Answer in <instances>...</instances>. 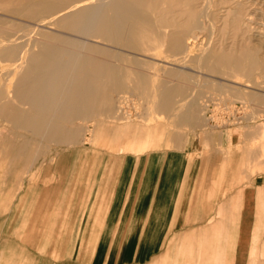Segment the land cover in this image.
I'll return each instance as SVG.
<instances>
[{"label": "rangeland", "instance_id": "obj_1", "mask_svg": "<svg viewBox=\"0 0 264 264\" xmlns=\"http://www.w3.org/2000/svg\"><path fill=\"white\" fill-rule=\"evenodd\" d=\"M161 1L167 4L166 13L174 10L178 15L180 14L182 18L178 17V22H181L180 30L191 31L187 36L186 46L194 48L190 44L195 36L198 38V34L196 35L194 30L192 32V15L198 13L208 32L211 31L210 21H214L215 32H217L214 38L222 33L216 39L213 38V44L211 43L214 47L212 51H216L214 58L223 56L227 59L228 56L231 59H227L229 63L252 69L251 75H230L232 78L229 75L202 70L200 64L203 58L185 57L184 55V59L181 60L182 55L176 57L165 47H161V50L160 47L154 46L147 51L138 52L127 49L124 45L118 46L121 41L118 44V42L107 43L97 39L92 40L100 43L101 45L95 44L100 48L113 50L114 54L111 51L110 57L105 58L108 64L113 62L119 64V69L109 65L111 69L108 71L110 76L108 81L110 80L111 86L114 82H119L118 73L120 72L119 74L127 76L125 80L129 81L132 86L138 84L144 88V91H108L118 95L114 103L115 108L125 98H128V102L130 101L121 105L126 112L123 119H109L106 115L109 105L103 103L95 104V109L92 105L90 108L92 118L85 121L84 119L80 121L79 117L66 120L65 118L55 119L49 114L45 115L44 120L47 122H61V124L65 121L71 122L63 123V128L67 131L72 128L78 130L79 139L75 142L33 138L23 130L16 131V129L14 133H11L12 125L0 121V264H235L239 190L233 191L237 193V198L227 206V211L224 210L223 220L226 218V223L217 221L216 218L214 222L206 225L205 233H175L177 229L188 230L191 227L187 207L182 221H179L180 216L175 214L176 199L174 204L170 205L171 216L166 215V220L156 222V227L163 229L164 233H155V230L150 229L153 225L155 226V223L150 222L148 228L149 221L143 220L144 216H140L139 220L137 215H133L134 212L132 214L129 212L137 206L133 201L129 209L128 197L131 196L136 202L139 201L136 189L140 187V184L136 186L139 174L126 173L124 170H137L142 161L139 157L128 156L172 149L174 145L171 140L174 136L178 133L182 136L186 134H182L178 128V115L202 92L193 87L194 91L186 87L179 95L172 94L171 90L165 91L166 83H170L175 76H178L186 78L189 81L188 84L198 80L200 83L208 81L213 87L218 86L221 80L224 87L228 88L224 93L204 92L200 102L205 122H207L208 102L218 98L228 102H241L249 108V113L244 120L247 122L246 125L243 122L238 127L215 128L211 126V133L219 134L221 138L216 143V152H214L216 156L211 158L210 164L208 155L211 152L208 146L201 147L194 153H188L190 159L199 161L196 163V168L199 170L194 174L196 185L201 188L206 176L210 177L212 185L225 176H227L229 186L235 181L238 182L237 184H246L250 178L264 172V104L258 103V98L264 100V96L251 93L256 99L250 100L246 96L239 95L249 92L245 87L257 89L264 95V0ZM202 2L204 3L201 4ZM195 4L196 6L201 4V8L198 9L200 6L196 8ZM170 6L173 8L171 9ZM208 8L209 11L211 9L209 13ZM227 8L229 14L231 13L229 16ZM181 11L184 15L186 14V18L179 13ZM3 15L9 16L10 14L0 11V17ZM10 16H12L11 21L14 27L8 29L12 33L17 34L37 23L36 20L22 15ZM230 20L233 23H230ZM183 21L190 22V24L184 25ZM222 21L229 23L224 22L227 28L223 26ZM231 24L239 25L234 28ZM47 27L74 34L57 27L54 23ZM207 35L208 33L199 34L203 39L201 40L203 44L209 40ZM0 39V91L3 89V93H7L11 90V86L4 76L6 67L11 63L2 58L9 51L18 49L14 47L15 49L4 50L9 43H5L1 36ZM19 41L22 42L20 47H23V40ZM103 44L106 46L103 47ZM157 49L160 50L157 51ZM126 51L127 53H124ZM116 55L118 59L115 60ZM134 61L138 63L142 61L141 67ZM200 76L204 78L201 79ZM172 99L174 100L171 106L172 114L166 113L160 106ZM14 103V106L20 108L21 112L37 113L22 102L15 101ZM3 105L5 103H0V106ZM131 109L133 112L130 111ZM250 133L254 135L253 142L248 141ZM13 137L14 141H11ZM186 138L189 139L188 135ZM19 141L20 147L16 144ZM234 141L238 142L236 146L233 144ZM247 153L254 156L251 158L254 161L253 165L252 160H246L244 155ZM235 154L243 157H236ZM150 160H160L163 163L159 158ZM204 170H206L205 173ZM229 171H231L230 174ZM236 171L239 173L236 174ZM140 176H143L142 181H144V176L148 178L147 184L154 183V175ZM160 176L159 174L158 178ZM212 191L216 207L219 194L227 196L232 192L230 190L220 191L215 187H212ZM213 196L211 197L209 192L203 201ZM149 201L151 202L150 197L147 199L148 203ZM200 210H196V220L205 216V207L203 206ZM198 213L202 216H197ZM213 216L216 217V213H213ZM171 230L174 232L170 233ZM259 230L264 232V223H258L257 231ZM263 235L264 233L260 232L257 242L253 237L249 264H264ZM253 247H255L256 254L252 258Z\"/></svg>", "mask_w": 264, "mask_h": 264}, {"label": "bare ground", "instance_id": "obj_2", "mask_svg": "<svg viewBox=\"0 0 264 264\" xmlns=\"http://www.w3.org/2000/svg\"><path fill=\"white\" fill-rule=\"evenodd\" d=\"M203 3L204 2L201 4ZM210 3H212V1ZM201 4H198L200 7L195 4L196 8L199 7L198 9H200ZM166 5L167 4L161 0H0V11H4L10 15H22L37 21L36 24L32 23L34 26H28L23 29L25 32L21 30L23 31L22 33L20 31L16 34L8 29L14 27L11 21L12 16L3 15L0 17V36L3 37L5 43H9V46H5L4 50H10L14 47L18 49L16 51H9L7 54H4V58H2V60L11 63L6 69L4 68V77L8 80L11 90L7 93H3V89L0 91V103H5V105L0 106V121L12 125L11 133H14V129H16V131L23 130L25 133L33 136V138L40 137L41 139L54 140L56 142H75L79 139L78 130L72 128L67 131L63 128L64 124L71 122L65 121L63 122L64 124H61V122H47L44 120L46 119L45 115L49 114L55 119L65 118L66 120L79 117L80 121L82 119L85 121L91 117V106L93 105L92 107L95 109V104L103 103L104 105H109L106 109V115L109 119H123L126 112L121 105L127 104L130 101L128 102V98H125L120 102L119 106L115 108L114 103L118 95L109 93L108 91L125 92L135 90L142 92L144 88H141L138 84L132 86L129 81L125 80L127 76L119 74L120 72L118 73V79L120 78L119 82H114L113 86L110 85V80L108 81L110 78L108 71L111 68L109 65H111L112 68L119 69V64L114 62L108 64L106 62L107 60L105 58L109 56L111 51L113 53V50L100 48L95 45L100 44L92 41L96 39L107 43L118 42V44L121 41L122 44L120 43L118 46L121 47V45H124L127 49L136 50L138 52L147 51L154 46L160 47L161 50V47H165L169 50V53L176 55V57L182 55L183 58L181 60L184 59V55L185 57L194 56L198 59L203 58L200 64L202 70L206 69L210 72L229 76L236 74L251 75L252 69L235 63H229L227 61L229 58L228 56L227 59L223 56L214 58L216 51H212V48H214L212 40L214 35L217 34V32H215V23L213 20L210 21L211 31L208 32L203 26L201 15H198V13L194 15L191 14L193 20L190 18L193 23L192 32L194 30L196 35L198 34V38L195 36L190 44V46L194 48L186 46L187 36L191 31L180 30L181 22H178L180 14L178 15L174 10L169 13L167 12V14L165 11L167 10ZM206 7H208V5ZM172 8L173 6L171 9ZM207 11L209 13L211 9L209 11L208 8ZM230 14L228 9L227 15L229 16ZM182 16L185 17L186 14ZM191 20L189 21L191 22ZM190 22H184V25L190 24ZM224 22L228 23L227 21ZM51 23L75 35L48 28L47 26H50ZM226 23H224L223 26H225ZM230 23L233 22L230 20ZM231 25H234V28L238 26L237 24ZM225 27L222 28L225 29ZM207 33L209 40L206 41V44H203L204 42L201 41L203 39L199 34ZM220 34L222 33H219V35ZM190 36L192 35L190 34ZM19 40H23V47H20L22 42ZM104 46L106 45L103 44V47ZM160 49H157V51ZM168 50L166 51L168 52ZM117 51L120 52V50ZM234 52L235 51H233V53ZM124 53H127V51ZM222 55H224V53ZM115 57H117V55ZM123 58H125V56ZM147 58L150 59L149 57ZM116 59H118V57L115 58V60ZM134 62L138 63V61ZM140 62L142 63V61ZM141 63H138L140 67ZM202 73L203 72H201V75ZM203 78L201 77V79ZM173 80H175L176 83ZM173 80L170 83H166L164 90H171L172 94L177 95L183 93V89L186 87L190 88V90L192 87L194 89L196 88L195 90L199 92L206 89L211 93H224V91L228 89L220 82L221 80L218 86L214 85L215 87L209 85L210 82L208 81L200 83L198 80L195 83L190 82L188 84L189 81H187L186 78L178 76H175ZM231 85L234 86L233 84ZM232 86L229 87L231 88ZM193 88L191 91H194ZM245 89L251 93H258V95L264 96L257 89L249 87H245ZM241 94L239 95L242 97ZM15 101L28 105V107L37 113L30 114L21 112L20 108L14 106ZM11 136H13V134H11ZM10 140L14 141V137ZM16 144L19 146L20 141Z\"/></svg>", "mask_w": 264, "mask_h": 264}, {"label": "crops", "instance_id": "obj_3", "mask_svg": "<svg viewBox=\"0 0 264 264\" xmlns=\"http://www.w3.org/2000/svg\"><path fill=\"white\" fill-rule=\"evenodd\" d=\"M204 92L206 93L209 91L206 89L202 91V93L193 101V103L188 104L190 107L187 105V107L179 113L178 128H180V132L182 134H186L182 136L179 135L180 133H178L174 136V138L171 140L174 148L128 156L139 157L140 161L142 160L137 170H124L126 173L139 174V178L136 181V186L137 184H140V187L136 188L137 194H139V201L136 202V200L131 198V196L128 197L129 209L133 205V201L137 206L136 209L134 208L135 210L132 209L129 212L131 214L134 212L133 215H137L139 220L141 219L140 216H144L143 220L149 221L148 228L150 222H152V224L155 223V226L153 225L150 228L152 231L155 230V233H164L163 229L160 230L156 227V222H160L162 219L166 220V215L171 216L172 208L170 205L174 204V201L177 199V201H175V214L180 216L179 221H182L184 218L183 215L188 209L191 227L188 230L177 229L175 230V233H205L207 231L205 228L206 225L214 222L216 218L217 221L219 220L221 222H227L226 218L223 220L224 210L227 211V206L232 203L231 201L234 199L236 200L237 198V193L234 192V194L233 191L237 192L239 190V201L237 203L238 213L236 217L237 240L235 250V264H245L246 259V264H249L253 237L255 242H257L260 232L264 233L263 230L257 231L258 223H264V172L256 175L253 178H250L246 184H237L238 182L235 181L231 186H229L227 183L228 181L226 180L227 176H225V178H220L216 184L212 185L210 177L207 178L206 176L202 181L201 188L196 185L197 182L195 181L194 174L199 170L196 168V163L199 161L190 159L188 153H194V151L200 150L201 147L208 146L209 152H211L208 155L210 164L211 158L216 156L214 154V152H216V143L221 138L219 134L211 133L212 127L209 125L207 120V122H205L203 108L200 102ZM250 93L251 92L249 91L248 93H242L241 95L243 96L244 94V96L250 100L256 99L255 96L251 97L253 94ZM173 102L174 100L172 99V102L163 103L161 105L162 107L160 106V108H162L166 113H171V106L173 105ZM258 103L264 104V100L258 98ZM245 122L244 124L246 125L247 122ZM187 135L190 140L186 138ZM253 136L254 135L252 133L248 134V141L253 142ZM233 144L236 146L238 142L234 141ZM235 156L240 158L243 157L242 155L238 156L236 154ZM244 156L246 160L249 159V161H251V158L254 157L249 153ZM152 158H159L163 161V163H161L160 160L151 161L150 159ZM144 159L146 160L143 161ZM253 162L254 161L252 160V165ZM129 168H131V166ZM205 172L206 170H204V173ZM230 173L231 171H229V174ZM237 173H239V171H236V174ZM143 174L154 175V183L150 182L147 184L148 178L146 176H144V181H142L143 176L141 177L140 175ZM159 174L161 176L158 178ZM153 185H155L154 188H151ZM212 187L220 189V191H232L231 193L227 194V196H223L222 193L219 194L217 203L219 207H216L215 205L216 201L215 197L213 196L214 193H212ZM199 190H201V192ZM209 192L213 198H209L204 202L203 198H206ZM149 197L151 198V202L149 201L148 203L147 199ZM152 198L155 200V202L154 200L152 201ZM119 204L120 202L118 205ZM203 206L205 207V216L203 218L202 214L198 213L197 216H202V218L200 220H196V210L199 211ZM215 208L218 209L215 210ZM213 213H216V217L213 216ZM146 225H144V229H146ZM173 232L174 231L171 230L170 233ZM165 233L168 232L165 231ZM254 254H256L255 247L252 249V258L254 257Z\"/></svg>", "mask_w": 264, "mask_h": 264}, {"label": "built area", "instance_id": "obj_4", "mask_svg": "<svg viewBox=\"0 0 264 264\" xmlns=\"http://www.w3.org/2000/svg\"><path fill=\"white\" fill-rule=\"evenodd\" d=\"M130 111L133 112V109ZM248 113L247 105L218 98L208 102L206 118L209 125L215 128L238 127Z\"/></svg>", "mask_w": 264, "mask_h": 264}]
</instances>
